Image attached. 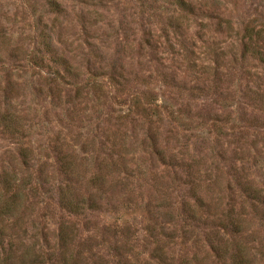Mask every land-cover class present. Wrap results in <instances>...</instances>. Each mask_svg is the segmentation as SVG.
I'll return each mask as SVG.
<instances>
[{
    "label": "rangeland",
    "instance_id": "rangeland-1",
    "mask_svg": "<svg viewBox=\"0 0 264 264\" xmlns=\"http://www.w3.org/2000/svg\"><path fill=\"white\" fill-rule=\"evenodd\" d=\"M55 1L62 14L49 0H0V117L12 121L9 132L0 128V167L17 181L20 143L49 166L57 147L79 178L77 193L100 187L105 205L72 219L51 186L21 192L4 234L15 264H50L62 225L73 251L96 264H119L121 254L126 263L158 264L155 241L165 264L194 257L211 264L201 233L179 210L193 200L188 173L215 212L241 216V247L264 264V205L254 211L240 191L249 182L264 197V64L239 60L246 31L264 30V0H185L184 11L169 0ZM47 39L81 71L78 93H63V81L48 93L55 68L46 62ZM170 45L188 57L172 56ZM36 61L45 65L35 68ZM192 65L216 76L201 77ZM151 103L158 113L147 112Z\"/></svg>",
    "mask_w": 264,
    "mask_h": 264
},
{
    "label": "trees",
    "instance_id": "trees-1",
    "mask_svg": "<svg viewBox=\"0 0 264 264\" xmlns=\"http://www.w3.org/2000/svg\"><path fill=\"white\" fill-rule=\"evenodd\" d=\"M49 1L50 6L56 11V14L63 13V9L61 8L60 4H58L55 0ZM169 2L170 4H174L177 9H181L183 11L187 6L185 5V0H169ZM172 29L175 31V34L180 36V25L178 20H175V27H172ZM245 38L248 39V42L244 44L242 57H240L239 60H245L247 55L249 58H252V60L264 64V30L260 28L246 31ZM51 44V41L47 39L45 42V47L49 50L51 59L50 61L46 62L55 68V71L52 74V76H55V79H48V81H45L48 93L51 94V92L54 90L53 85L61 81H63V93L66 94L67 89L71 92L74 90L76 93H78V88L81 84V71L68 58L53 52L51 49ZM176 46L177 45H175L174 49V47L170 45V54L172 56L177 54L183 59L187 58L188 56L186 53H183L184 51H181L180 53L178 52L179 50L176 51ZM179 48L181 50L186 49L182 41L179 42ZM174 52L177 53L174 54ZM212 58V60H214L216 63L218 62L219 57L213 55ZM28 64L29 61H27V65ZM35 64L37 65H33V67L40 68V66L43 64L45 65V61H39V64L36 61ZM89 67L90 66L88 65L86 66V73L90 75L91 73H89ZM56 68L60 69L61 73L58 72ZM190 69L198 72L201 77L210 73H213L212 75L216 76L215 71H209L210 68H201L198 65H192ZM60 74H62L61 77ZM48 75L50 74L48 73ZM63 76L67 77L69 81L68 85L64 81ZM110 78L115 83L119 82L113 74H111ZM92 80H94V78H92ZM158 108L160 107L156 106V104L153 105L151 103L146 105L147 112L151 111L158 113ZM142 112L144 113L146 111ZM8 124L12 125V121H10L4 115L0 117V128L2 131L3 129L8 132L11 130ZM23 130L24 129L21 128L17 131V133H11V135L16 136V134H19ZM155 142V139H152V147L154 149L156 148ZM18 148V159H20V164L18 166V171H14L17 181L14 179H9L10 173L4 169V166L0 167V189H2V193L0 192V264H15V258L17 254L16 248H14V246L10 243H5L4 234L5 229H7V225L14 223L12 219V213L16 208L18 197L21 196V192H27L29 195L33 196V194L38 191V187L43 190V187L51 186L55 189V192L58 193L57 205L72 219L83 217L88 212H101L102 207L105 205L102 200H100L102 197V189L100 187H95L86 196L77 193L79 192L77 189L79 178L73 171V165L69 158L64 153H62L61 150H57V147H53V152L55 155L53 159V165L51 166H49L47 163H39V161L33 157L30 145H24L20 143ZM156 154L157 153H155V155ZM158 158H160V162H163L162 156ZM106 159L109 164L116 166V163L113 162L112 156L110 154ZM164 162H166L165 159ZM180 163L182 165H179L178 167L183 170L185 165L184 161L182 160ZM34 164H36V170L34 169ZM164 165L168 166L169 168L173 167L172 164L166 165L164 163ZM187 167L189 170L191 169L190 166ZM187 176L190 180L189 183L191 182V187L189 186V190L192 192L193 200L192 204L190 205H180L179 210L183 215H186V217L189 218V221L192 224L191 230H196L201 233L203 237L202 245L207 249V261H210L211 264H255V257L247 256V250H244L241 247V241L244 240L243 238L245 237V233H243L242 222L240 223L239 220L241 216L238 214L232 215V211L230 212L231 216L228 214L224 216L222 213L218 214L217 211L215 212L214 209L216 206L214 207V202L212 200L208 201L206 197H203L201 191L197 189L198 184L193 180L194 175L188 173ZM99 183L100 180L97 178L93 180V184L95 186ZM243 184L245 187L241 188L240 191L242 193V197H244V204H248L251 209L256 211L254 209L256 206L264 205V197L259 195V192L253 190V186L249 182H244ZM237 185L240 186L238 183ZM15 189H17L15 193L11 194L10 196H6L8 192H12ZM260 200H262V202ZM163 210L166 212L165 215H169V208L165 207ZM152 214H155L154 210ZM233 217L235 219H233ZM65 225H68V223H65ZM68 230L69 229L67 226H61V234L59 236V251L57 253H51L47 255L48 259L46 262L50 264H96L92 259H84V257L86 258V255H84L83 251H73L71 248L72 238L69 236ZM152 232L154 233V229L147 230L146 234H148L149 238H153ZM153 244L157 246V248H154L153 250V253H155L152 255L154 261H156L158 264H165L164 257L161 255L163 246L160 247L159 242L156 243V241ZM47 249L51 250L48 247ZM261 255L264 258L262 252ZM119 257L121 260H124L123 254L118 255V258ZM121 260L119 264H132L131 262L126 263L125 261ZM183 264L202 263L198 257H194V259L192 258L191 260L187 259V261H185Z\"/></svg>",
    "mask_w": 264,
    "mask_h": 264
}]
</instances>
